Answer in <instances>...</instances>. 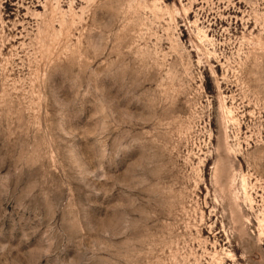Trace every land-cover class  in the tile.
I'll use <instances>...</instances> for the list:
<instances>
[{"label": "rangeland", "instance_id": "374dc122", "mask_svg": "<svg viewBox=\"0 0 264 264\" xmlns=\"http://www.w3.org/2000/svg\"><path fill=\"white\" fill-rule=\"evenodd\" d=\"M0 264H264V0H0Z\"/></svg>", "mask_w": 264, "mask_h": 264}]
</instances>
